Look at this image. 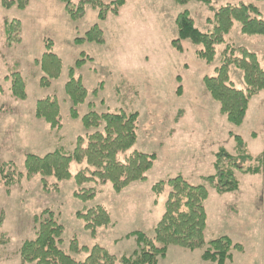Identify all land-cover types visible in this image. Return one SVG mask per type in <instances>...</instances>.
Listing matches in <instances>:
<instances>
[{"label":"rangeland","instance_id":"rangeland-1","mask_svg":"<svg viewBox=\"0 0 264 264\" xmlns=\"http://www.w3.org/2000/svg\"><path fill=\"white\" fill-rule=\"evenodd\" d=\"M211 2L216 7L253 3L264 16V1ZM185 9L202 31L212 29L207 19L213 17V12L196 0L186 5L173 0H126L119 14L109 15L105 21L88 7L77 22L70 19L59 0H31L26 9H6L0 3V164L12 162L16 169L24 171L29 152L44 155L60 145L72 150L77 137L86 133L81 117L89 109L99 113L119 109L138 112L137 140L127 154L135 150L156 154L147 179L133 182L120 193L109 182L84 184L99 190L88 202L74 196L79 189L75 175L85 164L72 163V178L60 181L59 190H45L41 177L36 175L32 180L24 178L7 193L0 175V264H36L23 263L19 249L24 240L34 237L35 216L47 209L54 211L65 228L66 250L68 241L76 238L80 245L100 244L118 256L129 255L135 249V239L125 236L133 231L152 234L165 212L168 191L156 197L152 191L155 183L181 174L193 185L204 184L203 176L215 172L219 148L235 153L232 135L242 136L249 152L264 160V90L252 99L243 124L236 126L221 114L219 104L207 95L203 84V77L214 75L215 67L221 64L226 43L255 51L264 67V37L242 34L240 24L235 22L226 42L217 46L215 61L207 64L196 56L199 46L191 41L182 42L181 53L172 45L178 37L176 17ZM13 20L22 22V41L8 45L6 23ZM96 22L105 32L106 43L75 44L76 36L83 35ZM44 39L54 41V50L63 61L61 76L49 87L40 86L43 73L35 64L45 52ZM82 52L93 58L76 69L89 96L78 107L80 117L73 119L65 84L70 67ZM15 70L27 81L28 98L24 101L10 91L8 77ZM230 78L237 88H246L242 72L234 66L230 67ZM101 82L104 87L94 96L92 90ZM179 86L181 95L177 94ZM50 94H55L61 103L63 125L59 131L35 116L37 101ZM124 158L125 154H121L120 159ZM238 177L240 189L232 193L220 195L207 184L205 241L227 235L244 246L243 252H233L229 264H264V165L259 174L238 173ZM49 182L56 180L50 178ZM97 204L111 212L115 225L99 229L93 237L76 212ZM202 251L203 248L189 251L172 245L160 264H215L203 261ZM72 255L81 259L86 254Z\"/></svg>","mask_w":264,"mask_h":264},{"label":"trees","instance_id":"trees-1","mask_svg":"<svg viewBox=\"0 0 264 264\" xmlns=\"http://www.w3.org/2000/svg\"><path fill=\"white\" fill-rule=\"evenodd\" d=\"M31 0H0L1 5L10 9L14 6L26 9ZM65 5V11L74 22L81 20L87 8L97 11L98 19L105 21L109 15L117 16L126 0H113L105 3L103 0H59ZM179 5H186L193 0H173ZM207 4L213 17L207 19L212 26L210 31H202L196 26L195 20L188 9L176 17L178 37L172 41L178 52H183L182 42L191 41L199 46L196 56L212 64L217 55V46L226 42V36L232 30L235 22L240 24L241 33L249 36L264 37V16L260 8L253 3H225L218 7L211 0H196ZM264 1V0H257ZM8 45L22 41V22L13 20L6 23ZM45 52L35 60L43 75L40 78L41 87H49L53 80L58 79L63 71L62 58L54 50V41L44 39ZM74 43H106L105 32L96 22L83 34L74 39ZM93 58L82 52L75 64L69 69V78L65 84V92L72 105L70 116L80 117L78 107L87 101L89 90L83 78L76 75V69L81 68ZM234 66L243 74L245 89L237 88L230 78V67ZM11 80L10 91L19 100L28 98L27 81L15 70L8 77ZM204 90L219 104L220 112L227 120L240 126L250 107L252 99L264 90V67L259 56L244 46L226 43L222 51L221 64L215 67L214 75L203 77ZM101 82L92 90L94 96L103 89ZM182 94V86L177 89ZM91 105V104H90ZM35 116L44 120L52 130L62 128L61 103L55 94L47 95L36 103ZM138 112L128 113L125 110L105 111L99 113L94 109L82 115L81 120L86 133L79 135L72 150L58 146L44 155L29 152L25 155L24 171L15 168L12 162L0 164L1 179L10 193L11 187L20 184L24 178L32 180L36 175L41 177L42 187L47 190H59L60 181L72 178V163L85 164L75 175L79 186L74 192L75 198L82 202L93 200L99 190L84 184L111 183L114 190L120 193L133 182H143L147 173L155 163L156 154L141 151L127 152L135 145L138 129ZM236 142L235 153L225 147H220L215 153V172L203 176L204 184L193 185L183 175L178 174L161 180L153 185L152 191L156 197L168 191L165 212L154 226L152 234L143 231H133L125 238L135 239V249L129 255H116L106 247L95 244L91 247L80 245L76 238L68 241V250L63 245L64 226L59 222L53 210L47 209L42 215L35 216V233L33 238L23 241L19 255L23 263L36 264H160L165 259L172 245L189 251L203 248L201 258L215 264H229L233 260V252H243L244 246L234 242L227 235L205 241L207 212L205 202L209 197L207 184L220 194L236 192L240 189L238 173L256 175L262 172L264 160L261 155L253 156L247 143L240 135H232ZM125 154L124 160L120 155ZM56 180L53 184L49 179ZM76 217L84 222V227L93 237L101 228L115 225L111 212L103 205L97 204L77 210ZM74 254H86L78 259Z\"/></svg>","mask_w":264,"mask_h":264}]
</instances>
